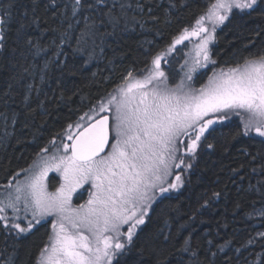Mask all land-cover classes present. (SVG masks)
<instances>
[{
  "label": "snow or ice",
  "instance_id": "obj_1",
  "mask_svg": "<svg viewBox=\"0 0 264 264\" xmlns=\"http://www.w3.org/2000/svg\"><path fill=\"white\" fill-rule=\"evenodd\" d=\"M31 2V14L25 10L15 21L14 34L15 0L0 6V56L8 53L15 61L13 79L17 83L28 81L24 84L25 105L33 92L39 95L49 83L53 68L59 69L61 76L76 74L69 66L66 47L85 57L86 65L104 55L105 46L110 47L108 38L129 30L130 23L143 30L149 21L159 22L160 10L168 17L186 7L180 0H134V4L132 0H65L61 25L50 30L58 35L45 45L47 30H41L39 37L33 35L34 26L39 27L35 15L39 0ZM46 6L59 9L61 3L48 0ZM129 10L136 14L129 17ZM253 13L264 17V0H214L194 26L173 37L164 52L145 51L150 60L144 68L137 69L133 62L121 73L111 92L97 96L88 112L63 130L60 143L54 138L49 141L51 147L41 148L39 159L22 169L23 180L18 179L19 173L12 174V179L0 186V233L14 244L0 250V264H17L15 242L42 222L50 224V231L33 264H215L218 252H224L230 242L213 252L194 245L191 234L177 245L170 243L172 237L163 227L154 231L146 228L161 198L170 199L172 193H181L191 185L201 157L216 149L212 141L218 138L228 142L247 138L262 146L255 154H243L251 156V172L260 177L249 187L261 203L253 212L264 217V49L242 57V63L236 60L234 66L214 67L200 87H195L193 80L198 69L217 66L209 47L216 41L217 30L222 31L226 22L238 16L251 17ZM81 20L83 26L78 28ZM206 20L211 22L210 29ZM192 37L199 39L196 58L190 66L187 62L182 66L187 71L175 82L166 74L162 61ZM39 57L42 63H37ZM55 82L63 83L59 79ZM34 111L29 106L28 114ZM109 112L111 123L109 115H100ZM17 115L13 113V124ZM232 116L240 118V125L229 133L222 132L217 125H225ZM53 171L59 174L60 182L49 191L48 174ZM231 171L237 174L239 170ZM85 185L90 186V190L85 189L88 200L73 206L74 194ZM204 195L201 207H210L226 193ZM259 235L264 238V233ZM257 255L254 264H264V253Z\"/></svg>",
  "mask_w": 264,
  "mask_h": 264
},
{
  "label": "trees",
  "instance_id": "obj_2",
  "mask_svg": "<svg viewBox=\"0 0 264 264\" xmlns=\"http://www.w3.org/2000/svg\"><path fill=\"white\" fill-rule=\"evenodd\" d=\"M64 2L65 0H60L61 7L56 9L46 6L48 0H39L35 13L39 18V27L34 26L33 35L39 37L41 30H47L43 40L45 45L58 35L50 30L61 25ZM132 2L134 4V0ZM212 2L214 0H180V4L186 7L168 17L160 10L159 22L153 24L149 21L143 30L139 25L130 23L129 30L108 38L110 47L105 46L104 55L86 65L85 57L73 54L72 47H66L69 66L76 74L61 76L59 69L53 68L50 73L52 79L43 86L39 95L35 92L31 94L29 105L24 103V84L28 81L17 83L13 79L16 72L12 64L15 61L11 60L8 53L0 56V133L3 134L0 136L3 137L0 140V186L11 180L12 174H21L22 169L29 168L41 148L51 147L49 141L56 138L57 142L63 138V130L88 112L89 106L97 102V96L111 92L115 83L119 82L121 73L133 62L137 69L144 68L150 60L145 51L152 54L164 52L173 37L183 28L194 26L195 20L206 12ZM6 3L7 0H0V6ZM31 9V0H15L12 9V34L16 28L15 21L20 19L25 10L31 14ZM135 14L133 10L128 12L129 17ZM73 23L75 24V20ZM82 26L83 20L77 27ZM63 27H67V21H64ZM156 29L159 30L158 35ZM107 30L111 31V28ZM211 49L217 66L210 65L206 71L197 73L194 79L198 87L203 85L214 67L219 69L234 66L236 60L242 63V57L264 49V17L253 13L251 17L238 16L231 23L226 22L222 31L217 30L216 41ZM185 58L186 47L176 46L162 61L166 74L175 76V82L182 76ZM42 62V57L37 58V63ZM57 79L63 82L62 85H57ZM5 93L10 95L5 96ZM29 106L35 110L31 115L28 114ZM14 112L18 114L15 124L12 121ZM237 118L239 117L233 116L225 125L217 127L224 133L234 131L240 125ZM25 124L27 127H24ZM6 132L10 135L5 136ZM58 133L61 134L60 137H57ZM212 142L216 144V149L207 150L208 154L201 157L197 173L191 176V185L181 190V193H172L170 199L161 198L162 202L154 205L155 211L151 213L152 219L146 231L163 227L165 234L172 237L170 243L177 245L191 234L194 245L213 252L218 251V246L230 242L224 252H218L215 264H248L258 261L257 254L264 253V238L259 235L264 233V217L254 218L253 207L259 209L261 203L259 195L250 190L249 186L255 185L260 177L251 172V156L243 153L247 151L255 154L262 146L258 141L253 142L247 138L231 142L218 138ZM232 169L239 171L233 174ZM50 179L56 182L54 175ZM2 191L3 188L0 187V195ZM213 191H221L226 195L210 207H201L206 199L204 194ZM174 208L178 211H174ZM165 220L167 225L164 224ZM49 231V224L42 223V226H37L32 233L15 242L19 256L17 264H33V258L47 240ZM208 240L213 243L209 245ZM249 240L253 243L248 244ZM13 244L11 239L5 241L4 234L0 233V250ZM237 248L240 249L239 253ZM201 258L204 259L203 256Z\"/></svg>",
  "mask_w": 264,
  "mask_h": 264
},
{
  "label": "rangeland",
  "instance_id": "obj_3",
  "mask_svg": "<svg viewBox=\"0 0 264 264\" xmlns=\"http://www.w3.org/2000/svg\"><path fill=\"white\" fill-rule=\"evenodd\" d=\"M205 26L208 27V28L210 29V28H211V22L208 21V20H206V21H205ZM197 43H199V39H198L197 37H192L190 40L185 41L183 44L177 45V46H185V47H186V58L183 60L182 66H184V65L186 64V62H187V65L190 66V65L192 64L193 60L196 58V44H197ZM209 47H210V49H211L212 44H210ZM209 66H210V65H209ZM209 66H208V67H209ZM162 67H163V62H162ZM206 69H207V68L198 69L197 73L204 72V71H206ZM182 70H184V71H182V76H181V77H183L184 72L187 71V68H186V67H182ZM216 70H219V69H216ZM197 73L194 74V77H193V80H194V86H195V87H198L197 84H196V80H195V79H196L195 77L197 76ZM212 74H213V70L211 71V74H210L209 76H211ZM209 76H208V77H209ZM208 77H207L206 80L203 82V84H205V83L207 82ZM173 78H175V76H173L172 79H173ZM194 78H195V79H194ZM180 79H181V78H180ZM180 79H178L177 82H179ZM105 114H107V115L110 116V118H111V122H112V113H111V112H109V113H101L100 115H105ZM232 117H233V116H232ZM86 119H87V118H86ZM237 119L240 120V118H237ZM72 131H73V132L76 131L75 127H73ZM1 135H3V134L0 133V136H1ZM61 139H62V138H61ZM61 139H60V140H61ZM60 140H58L57 143H60ZM64 142H68V141L65 140ZM38 159H39V156H37V157L35 158V160H38ZM177 171H178V170H177ZM24 175H25V173L22 172V173L19 175L18 179H19V180H23ZM52 175H54V176L56 177V182H55L54 180H51V179H50V177H51ZM169 179L172 180V179H174V177H169ZM59 182H60V176H59V174L56 173V172H54V171H53V172H49V174H48L49 191H54L55 188L59 186ZM85 189H89V190H90V186L85 185V188L79 189V190L77 191V193L74 194V196H73V206H76V205H79V204H84V203L88 200V198H89V191H86ZM2 194H3V191H2ZM2 194H1L0 196H2ZM8 214L11 215V210H10V209L8 210ZM254 218H255V219L260 218V215H259L258 213H254ZM48 219L51 220L52 218L49 217ZM42 223H43V222H42ZM49 226H50V224H49ZM258 238H259V237H258ZM248 264H254V261L249 262Z\"/></svg>",
  "mask_w": 264,
  "mask_h": 264
},
{
  "label": "water",
  "instance_id": "obj_4",
  "mask_svg": "<svg viewBox=\"0 0 264 264\" xmlns=\"http://www.w3.org/2000/svg\"><path fill=\"white\" fill-rule=\"evenodd\" d=\"M105 115H107V114H105ZM109 119H110V123H111V118H110V116H109Z\"/></svg>",
  "mask_w": 264,
  "mask_h": 264
}]
</instances>
